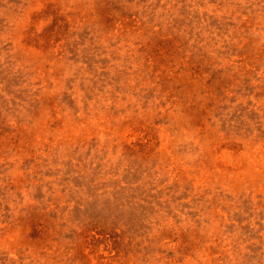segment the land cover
Listing matches in <instances>:
<instances>
[{
  "label": "rangeland",
  "instance_id": "obj_1",
  "mask_svg": "<svg viewBox=\"0 0 264 264\" xmlns=\"http://www.w3.org/2000/svg\"><path fill=\"white\" fill-rule=\"evenodd\" d=\"M0 264H264V0H0Z\"/></svg>",
  "mask_w": 264,
  "mask_h": 264
}]
</instances>
